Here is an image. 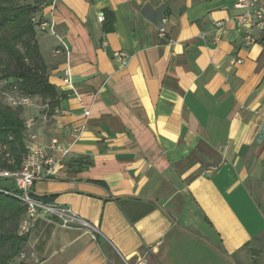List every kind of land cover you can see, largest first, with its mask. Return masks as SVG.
<instances>
[{
	"label": "crops",
	"instance_id": "crops-1",
	"mask_svg": "<svg viewBox=\"0 0 264 264\" xmlns=\"http://www.w3.org/2000/svg\"><path fill=\"white\" fill-rule=\"evenodd\" d=\"M37 1L66 113L34 130L69 155L31 195L91 230L40 218L23 264H264V31L231 0Z\"/></svg>",
	"mask_w": 264,
	"mask_h": 264
},
{
	"label": "built area",
	"instance_id": "built-area-1",
	"mask_svg": "<svg viewBox=\"0 0 264 264\" xmlns=\"http://www.w3.org/2000/svg\"><path fill=\"white\" fill-rule=\"evenodd\" d=\"M233 8L238 12L235 21L239 29L244 31L243 43L251 46L256 43V33L264 31V10L261 8L262 0H231ZM103 21V16H99ZM36 31L40 34L49 33L55 35L54 27L47 22L36 21ZM163 32V30H161ZM217 42V40H215ZM114 58L122 65L126 64V56L115 53ZM63 84L72 89L68 71L64 72ZM0 102L14 111L23 112V126L25 135L26 153L22 158L20 167L16 171L0 170V179L11 180L17 194L11 195L24 207V214L19 222L17 234L19 237H27L33 224L40 218H55L64 228H79L90 232L91 227L80 220L68 207H58L53 204L33 198L31 190L36 182L49 179L54 176L56 170L62 165L69 155V149L63 148L56 139L48 144H41L35 128L38 123L49 125L58 123V118L66 112L54 108L51 109L49 102L39 97L21 93L19 86L11 80L0 79ZM88 112L84 113L87 117ZM82 132V127L71 128V136L77 141ZM8 164H12L9 156H5ZM27 253L22 251L13 261L0 264H23ZM122 264H128L122 261Z\"/></svg>",
	"mask_w": 264,
	"mask_h": 264
},
{
	"label": "trees",
	"instance_id": "trees-1",
	"mask_svg": "<svg viewBox=\"0 0 264 264\" xmlns=\"http://www.w3.org/2000/svg\"><path fill=\"white\" fill-rule=\"evenodd\" d=\"M24 0H0V79L11 80L21 93L58 107V94L48 82L47 67L37 45V23L32 17L38 3ZM23 120L20 113L0 103V170L16 171L26 153ZM6 155L12 164L7 163ZM17 194L11 180L0 179V262L13 261L22 251L27 237L17 234L24 214L23 205L11 195ZM44 202L47 199H43Z\"/></svg>",
	"mask_w": 264,
	"mask_h": 264
},
{
	"label": "rangeland",
	"instance_id": "rangeland-1",
	"mask_svg": "<svg viewBox=\"0 0 264 264\" xmlns=\"http://www.w3.org/2000/svg\"><path fill=\"white\" fill-rule=\"evenodd\" d=\"M36 3H38V1L37 0H24V2L22 1V4H29V5H34V4H36ZM3 152V149H1L0 148V154Z\"/></svg>",
	"mask_w": 264,
	"mask_h": 264
}]
</instances>
